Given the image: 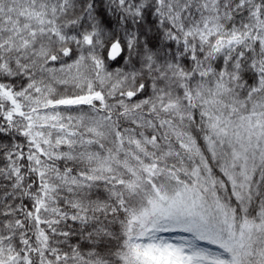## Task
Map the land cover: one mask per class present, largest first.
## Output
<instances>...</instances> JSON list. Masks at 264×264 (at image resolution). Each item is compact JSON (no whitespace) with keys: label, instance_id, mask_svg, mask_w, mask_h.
<instances>
[{"label":"snow or ice","instance_id":"6c2138e0","mask_svg":"<svg viewBox=\"0 0 264 264\" xmlns=\"http://www.w3.org/2000/svg\"><path fill=\"white\" fill-rule=\"evenodd\" d=\"M0 264H264V0H0Z\"/></svg>","mask_w":264,"mask_h":264}]
</instances>
